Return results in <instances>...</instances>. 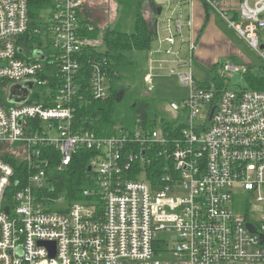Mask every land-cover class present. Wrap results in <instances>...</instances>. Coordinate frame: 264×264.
Instances as JSON below:
<instances>
[{
  "label": "built area",
  "instance_id": "1",
  "mask_svg": "<svg viewBox=\"0 0 264 264\" xmlns=\"http://www.w3.org/2000/svg\"><path fill=\"white\" fill-rule=\"evenodd\" d=\"M146 1L155 28L148 90L155 78L177 77L189 94L158 107L153 128L140 124L133 135L102 137L75 121L80 55L102 46L87 36L97 27L85 23L87 0H54L39 26L30 17L32 0H0V264H264V207L251 204L264 206V91L197 82L195 0ZM227 1L203 0L261 50L264 0ZM30 33L41 40L29 51L21 45ZM47 64L59 65L52 84L42 80ZM229 72L240 70L226 66L219 76ZM28 82L34 86L27 102L12 103L13 87ZM89 88L94 101L107 99L98 62ZM80 151L92 155L93 178L82 202L70 203L54 175ZM157 158L165 166L149 174ZM253 209L258 221L250 218Z\"/></svg>",
  "mask_w": 264,
  "mask_h": 264
},
{
  "label": "trees",
  "instance_id": "2",
  "mask_svg": "<svg viewBox=\"0 0 264 264\" xmlns=\"http://www.w3.org/2000/svg\"><path fill=\"white\" fill-rule=\"evenodd\" d=\"M122 8L119 23L115 28L107 30L103 35L100 29L88 33L90 38L102 37V46L89 48L80 55L81 72L77 83H79V98L75 102L76 128H83L94 132L98 136L110 137L123 135L127 132L133 135L140 124L144 127L153 128L156 120L155 111L158 104L148 98L143 89L145 71L137 53H148L155 41L154 24L144 17V7L148 6L146 0H115ZM54 0H32L30 4V17L35 25H40L43 10L53 8ZM131 12H135L131 30L128 32L123 27V22ZM85 23L95 24L90 20ZM27 41L21 45L22 48L32 50L40 43L39 37L30 33L26 36ZM94 62L101 64L106 71L109 83L108 97L104 101H94L90 90V78ZM220 64L215 65L211 70L216 73ZM59 65L52 69L46 65L45 75L42 80L49 84L59 79L57 75ZM49 71V72H48ZM243 75L247 81L244 90L264 91V76H255L249 70ZM214 83L218 89H226V79L216 76ZM220 87H219V86ZM124 110L127 113H124ZM54 156L53 164H57L59 156L55 151H50ZM92 155L86 151H80L75 155L72 165L63 172L55 173L54 187L70 203L82 202V191L90 187L93 178L91 166ZM164 161L160 158L154 160L153 166L148 169L164 168ZM152 175V174H151ZM150 178V176H149Z\"/></svg>",
  "mask_w": 264,
  "mask_h": 264
},
{
  "label": "rangeland",
  "instance_id": "3",
  "mask_svg": "<svg viewBox=\"0 0 264 264\" xmlns=\"http://www.w3.org/2000/svg\"><path fill=\"white\" fill-rule=\"evenodd\" d=\"M258 1L260 0H250V5L253 6L254 3ZM51 10V7L43 10L42 18H47ZM86 10V18L96 24L102 35L107 30L117 26L122 13V8L115 0H87ZM130 14L131 15L127 16L123 22V27L128 32L131 30L133 22L132 15H134L135 12H131ZM144 17L150 23V25L152 23L154 24L150 4H148L147 7H144ZM214 18V25L216 29L223 35L225 40L213 39V50L209 48L207 56L209 60H217V62L220 64L219 69L215 73L210 71V66L208 64L203 62L198 63L195 60L191 65L192 73L196 81L200 84L213 85L214 78L219 76V71H222L224 67L226 68V66H229L232 68H238L240 72L228 73V77H226V84H228L227 88L235 91L244 90L247 87V81L243 75L244 70H249L255 76H264V50L253 49L248 41L240 37L237 32L232 27H230L226 20H222L216 14ZM33 22L35 21L33 20ZM164 30L165 28L161 29L162 37L165 36ZM259 35L262 41L261 46H263L264 30L260 31ZM99 40H102L101 36L99 37ZM205 42H208L207 39H205ZM154 46L155 42H153L152 47ZM136 56L139 58L142 64V70H148V60L146 53H137ZM144 88L147 97L155 101L162 111L165 110L164 104L167 105L169 102H181L182 100L187 99L189 94V90L181 85L177 77L155 78L152 91L148 90L146 82L143 85V89ZM124 113H127V111L124 110ZM53 137H58V132L55 130L53 132ZM141 178L146 179L147 172L144 173ZM251 204L252 207L257 209L264 207L262 204L256 202L255 199L252 200ZM250 218L252 221H258L260 218V212L253 209L250 214ZM171 238L172 235L167 236L168 240H171ZM174 245L175 244L170 241L171 249L174 247ZM169 257V254H164L162 256L163 259H167Z\"/></svg>",
  "mask_w": 264,
  "mask_h": 264
},
{
  "label": "crops",
  "instance_id": "4",
  "mask_svg": "<svg viewBox=\"0 0 264 264\" xmlns=\"http://www.w3.org/2000/svg\"><path fill=\"white\" fill-rule=\"evenodd\" d=\"M240 0H228L227 5L233 4L238 6ZM192 18L194 22V35L198 41V48L195 53V60L200 63H206L210 66L211 69L218 64L216 59L209 60L207 56V52L209 48L213 50V39L225 40L223 35L216 29L214 25L215 14L218 15L222 20V16L217 14L216 12L209 9L203 2V0H195L191 6ZM207 39L208 42H205ZM212 45V46H211ZM210 46V47H209ZM264 47V46H263ZM147 60L149 58V54L146 53ZM13 92V91H12ZM12 94V93H11Z\"/></svg>",
  "mask_w": 264,
  "mask_h": 264
},
{
  "label": "water",
  "instance_id": "5",
  "mask_svg": "<svg viewBox=\"0 0 264 264\" xmlns=\"http://www.w3.org/2000/svg\"><path fill=\"white\" fill-rule=\"evenodd\" d=\"M162 9L161 8H156L154 11V15L156 17H159L161 15ZM261 49H264V47L262 46ZM36 55H39L38 53ZM34 83L33 82H28L24 85H17L13 87V92L11 94L10 97V101L12 103H16V104H22L27 102L28 97L30 95L31 90L33 89ZM89 170L91 171L92 168H89ZM7 213L9 212L8 209L6 210ZM248 229L253 233L254 232V227L252 225H248ZM43 246H47V247H51L54 251H55V244H47V243H43L41 244ZM54 257V255H53Z\"/></svg>",
  "mask_w": 264,
  "mask_h": 264
}]
</instances>
